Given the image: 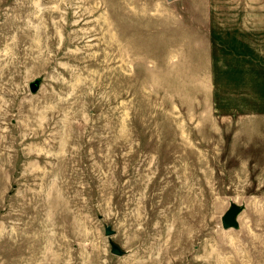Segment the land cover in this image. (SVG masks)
<instances>
[{
	"label": "rangeland",
	"instance_id": "374dc122",
	"mask_svg": "<svg viewBox=\"0 0 264 264\" xmlns=\"http://www.w3.org/2000/svg\"><path fill=\"white\" fill-rule=\"evenodd\" d=\"M0 264H264V0H0Z\"/></svg>",
	"mask_w": 264,
	"mask_h": 264
},
{
	"label": "water",
	"instance_id": "95a60500",
	"mask_svg": "<svg viewBox=\"0 0 264 264\" xmlns=\"http://www.w3.org/2000/svg\"><path fill=\"white\" fill-rule=\"evenodd\" d=\"M38 86H39V80L38 79H35V80L29 82V84H28L29 91L31 93H34L38 89ZM231 207H237V206H235V204H231ZM221 223H222L223 227H227V226H230V225H235L234 212L228 211L226 214H224L221 217ZM112 233H113V231L109 228V226H106L104 228V234L106 236H108V235H110ZM109 244H110L109 251H110L111 254H114V255H117V256L122 254V251L119 249V247L116 244H114L110 240H109Z\"/></svg>",
	"mask_w": 264,
	"mask_h": 264
},
{
	"label": "crops",
	"instance_id": "0c3cea01",
	"mask_svg": "<svg viewBox=\"0 0 264 264\" xmlns=\"http://www.w3.org/2000/svg\"><path fill=\"white\" fill-rule=\"evenodd\" d=\"M168 1H170V0H168Z\"/></svg>",
	"mask_w": 264,
	"mask_h": 264
}]
</instances>
